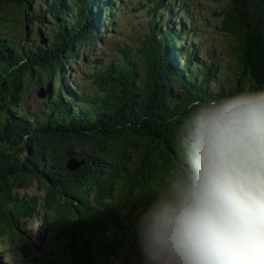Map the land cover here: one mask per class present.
<instances>
[{
    "label": "trees",
    "instance_id": "trees-1",
    "mask_svg": "<svg viewBox=\"0 0 264 264\" xmlns=\"http://www.w3.org/2000/svg\"><path fill=\"white\" fill-rule=\"evenodd\" d=\"M206 1L225 2L221 30L236 44V68L214 53L201 58L187 30L195 14L183 0V12H174L176 0H137L133 11L150 20L136 37L112 42L108 57H98L97 45L120 28L110 11L126 0H0V263L40 252L30 248L37 217L40 236L53 235V250L64 251L46 254L55 261L117 256L114 235L142 216L151 222L190 182L201 110L264 90V0ZM88 57L103 62L81 88L72 69ZM31 85L46 90L35 111L24 104ZM71 160L81 163L75 171ZM34 183L42 197L18 193Z\"/></svg>",
    "mask_w": 264,
    "mask_h": 264
},
{
    "label": "clouds",
    "instance_id": "clouds-1",
    "mask_svg": "<svg viewBox=\"0 0 264 264\" xmlns=\"http://www.w3.org/2000/svg\"><path fill=\"white\" fill-rule=\"evenodd\" d=\"M192 141L190 182L150 224L159 258L264 264V90L202 109Z\"/></svg>",
    "mask_w": 264,
    "mask_h": 264
},
{
    "label": "rangeland",
    "instance_id": "rangeland-1",
    "mask_svg": "<svg viewBox=\"0 0 264 264\" xmlns=\"http://www.w3.org/2000/svg\"><path fill=\"white\" fill-rule=\"evenodd\" d=\"M177 7L174 12L179 8L182 10V0H176ZM188 3L189 8L194 12V22H191L188 19L187 30L190 32V35L194 38V45L198 51H202L201 58L205 60V54L207 52L214 53L221 61V66L225 68H236L238 67V55L235 50L236 44L221 30V25L223 24V16L221 12L224 8L225 2H213L206 0H183ZM137 0H126V3L129 6L120 7L119 10H111L110 13L115 16L120 24V28L112 30L111 33L106 35L104 38L105 45H97L98 52L96 54L101 56L108 57L112 54L111 43L114 41L124 42L126 36L136 37L139 32L140 26L150 20V17L147 18L145 11H133V5L136 4ZM103 3V0H102ZM117 5V4H116ZM102 6V5H101ZM102 15L104 14V9H102ZM100 15L101 17H103ZM186 14L183 15L185 17ZM94 21H97L96 16H94ZM162 24L166 19L163 17ZM92 22L94 24H97ZM176 28H180L182 19L179 15H174L171 21ZM141 24V25H140ZM134 28V29H132ZM89 58V57H88ZM88 60L89 63L80 62L76 64L75 70L72 69V78L73 83L79 85L81 88L84 85L89 88L91 84L85 82V76L90 74L94 69L97 62H103L102 58L90 57ZM182 64V61H178ZM76 89V87H73ZM38 89L34 86H30L26 92L24 98V104L28 110L35 111L40 107V104L46 100L42 98L37 93ZM18 193L23 196L27 194L30 197H42L44 192L40 186L34 183L28 189L19 190ZM130 220L136 217L135 214L132 216L129 214ZM148 216H143L137 221H131L129 224H126V230L124 233L118 234V239L120 246H122V251L117 256H104L103 259H97L98 264H163L157 250L151 244L150 239V224ZM40 227H41V217L34 218L29 221V229L31 231V243L30 248L34 246H39L40 252L34 251L33 254L26 261L22 256H13L1 261L0 264H35L34 260L39 258L41 259L46 256L47 253L54 250L50 245L51 241L57 240L53 235H50V239L46 242L44 241L46 236H40ZM121 237V238H120ZM61 239V238H58ZM29 241V242H30ZM7 250H10L8 245H5ZM37 249V247H35ZM64 251H55L52 252V255H63ZM51 254V253H50ZM52 255L45 257L40 264H43L45 261H52L54 264H62V261H55L52 258ZM70 264V263H69Z\"/></svg>",
    "mask_w": 264,
    "mask_h": 264
},
{
    "label": "water",
    "instance_id": "water-1",
    "mask_svg": "<svg viewBox=\"0 0 264 264\" xmlns=\"http://www.w3.org/2000/svg\"><path fill=\"white\" fill-rule=\"evenodd\" d=\"M39 96L42 97V98H45L46 97V90L44 88H42L40 91H39ZM81 165L78 164L75 160H71L69 163H68V168L69 170L71 171H75L79 166Z\"/></svg>",
    "mask_w": 264,
    "mask_h": 264
},
{
    "label": "bare ground",
    "instance_id": "bare-ground-1",
    "mask_svg": "<svg viewBox=\"0 0 264 264\" xmlns=\"http://www.w3.org/2000/svg\"><path fill=\"white\" fill-rule=\"evenodd\" d=\"M148 23V22H147ZM148 25V24H147Z\"/></svg>",
    "mask_w": 264,
    "mask_h": 264
}]
</instances>
